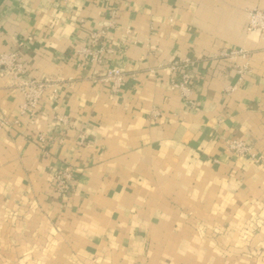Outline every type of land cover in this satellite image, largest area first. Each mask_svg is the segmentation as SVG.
<instances>
[{"label": "crops", "instance_id": "1", "mask_svg": "<svg viewBox=\"0 0 264 264\" xmlns=\"http://www.w3.org/2000/svg\"><path fill=\"white\" fill-rule=\"evenodd\" d=\"M253 8L264 0H0V55L21 43L28 77L63 79L31 116L0 72V264H264ZM109 21L106 67L126 75L117 92L77 53ZM238 49L248 57H220ZM185 58L191 104L166 67ZM233 138L259 161L228 152ZM64 166L75 176L61 200L51 176Z\"/></svg>", "mask_w": 264, "mask_h": 264}, {"label": "built area", "instance_id": "2", "mask_svg": "<svg viewBox=\"0 0 264 264\" xmlns=\"http://www.w3.org/2000/svg\"><path fill=\"white\" fill-rule=\"evenodd\" d=\"M113 25L114 23L109 21L106 27L98 30V32L91 33L87 43L78 48L77 53L85 64L93 68L102 69L95 75L89 76L92 82L107 83L112 92H117L125 83L126 75L117 67H106V55L110 50L104 45L107 30L112 28ZM246 30L264 31V13L262 11L256 8L248 11ZM18 46L19 48L17 50L0 55V72L9 78L12 87L21 94L23 98V103L20 106L21 111L28 112L33 116L38 109V104L42 97L48 92L55 93L63 83V79L59 77H28L25 74V65L20 50L22 44L20 43ZM220 57L230 59L234 62L236 58L246 59L248 55L244 50L238 49L222 52ZM191 66L192 61L187 58L175 60L166 65L171 76L169 85L172 89L178 90L188 104H191L188 98L191 82L189 67ZM245 69L246 65L236 66V73L239 80H241ZM149 72L154 73L155 69H149ZM153 114L154 116L159 115L156 111ZM59 120L64 122L62 118H59ZM4 125V121L0 119V128ZM37 141L43 145L45 142L44 134L39 133ZM83 141L84 137L80 136L79 143H83ZM225 147L228 152L235 156H249L255 162H258L260 159L252 153V145L242 140L236 138L228 139L225 141ZM74 176V169L71 166H64L51 176L55 193L59 199L64 200L68 197Z\"/></svg>", "mask_w": 264, "mask_h": 264}, {"label": "rangeland", "instance_id": "3", "mask_svg": "<svg viewBox=\"0 0 264 264\" xmlns=\"http://www.w3.org/2000/svg\"><path fill=\"white\" fill-rule=\"evenodd\" d=\"M235 156V155H234ZM236 157H240V156H236Z\"/></svg>", "mask_w": 264, "mask_h": 264}]
</instances>
